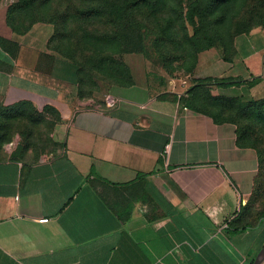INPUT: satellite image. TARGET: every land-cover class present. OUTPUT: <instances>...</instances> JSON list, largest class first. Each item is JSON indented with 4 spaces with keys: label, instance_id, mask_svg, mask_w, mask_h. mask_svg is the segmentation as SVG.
Segmentation results:
<instances>
[{
    "label": "crops",
    "instance_id": "0c3cea01",
    "mask_svg": "<svg viewBox=\"0 0 264 264\" xmlns=\"http://www.w3.org/2000/svg\"><path fill=\"white\" fill-rule=\"evenodd\" d=\"M55 34L0 7V110L55 115L60 147L37 163L0 159V264H258L264 218L249 227L241 211L259 156L237 126L152 78L118 89L113 108L81 99ZM195 78L264 102V30L203 53Z\"/></svg>",
    "mask_w": 264,
    "mask_h": 264
},
{
    "label": "rangeland",
    "instance_id": "374dc122",
    "mask_svg": "<svg viewBox=\"0 0 264 264\" xmlns=\"http://www.w3.org/2000/svg\"><path fill=\"white\" fill-rule=\"evenodd\" d=\"M2 6L24 28L38 21L55 24L53 50L77 65L85 101L113 108L118 89L152 78L186 91L183 101L197 110L236 121L240 144L259 154L253 196L241 219L254 226L264 218V103L195 78L203 53L264 30V0H0ZM48 116L30 106L1 109L0 159L37 163L59 156L55 115Z\"/></svg>",
    "mask_w": 264,
    "mask_h": 264
},
{
    "label": "trees",
    "instance_id": "16d2710c",
    "mask_svg": "<svg viewBox=\"0 0 264 264\" xmlns=\"http://www.w3.org/2000/svg\"><path fill=\"white\" fill-rule=\"evenodd\" d=\"M118 4H116L115 3V8L116 9H118V11L119 12H122V10H120L117 6L119 5V2H117ZM194 7V6H193ZM190 20L193 22V16H190ZM38 22H42V21H38ZM35 23V22H34ZM48 23H51V22H48ZM33 24V23H32ZM31 24V25H32ZM52 24H54V23H52ZM30 25V26H31ZM55 25V24H54ZM56 27V26H55ZM56 31H57V29H56ZM249 34V33H248ZM241 36V35H240ZM55 38H56V34H55V37H54V39H53V43H54V41H55ZM236 39V38H235ZM234 39V40H235ZM233 40V41H234ZM233 41L230 43V45L233 43ZM230 45L229 46H227V47H224V48H222L223 50H225V51H228V49H229V47H230ZM208 87H209V85L207 84V83H205ZM252 102H255V101H252ZM184 103L186 104V106H188V107H190L191 109H193L194 111H196V112H199V113H204V114H207V115H209V116H211V117H213L217 122H232V123H234L236 126H237V134H238V144H239V146H241V147H243L241 144H240V138H239V125H238V123L236 122V121H233V120H225V119H221V117L220 116H217V115H215V114H211V113H207V112H203V111H199V110H197L196 108H194L193 107V105L192 104H189V103H191V102H189V101H187V100H185L184 101ZM255 103H259V102H255ZM261 103H264V102H261ZM254 149V148H253ZM256 150V149H255ZM257 151V150H256ZM258 153V152H257ZM258 156H259V154H258ZM247 226V225H246ZM249 227H252V226H249Z\"/></svg>",
    "mask_w": 264,
    "mask_h": 264
},
{
    "label": "water",
    "instance_id": "95a60500",
    "mask_svg": "<svg viewBox=\"0 0 264 264\" xmlns=\"http://www.w3.org/2000/svg\"><path fill=\"white\" fill-rule=\"evenodd\" d=\"M258 264H264V249H263V251L261 253V257L259 259V263Z\"/></svg>",
    "mask_w": 264,
    "mask_h": 264
}]
</instances>
